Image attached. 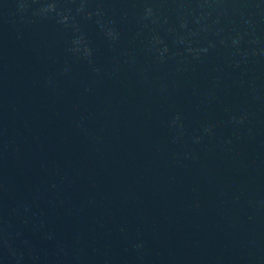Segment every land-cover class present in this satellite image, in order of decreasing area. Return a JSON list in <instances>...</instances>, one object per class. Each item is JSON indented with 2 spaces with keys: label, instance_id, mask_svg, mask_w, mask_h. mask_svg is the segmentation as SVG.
<instances>
[{
  "label": "water",
  "instance_id": "95a60500",
  "mask_svg": "<svg viewBox=\"0 0 264 264\" xmlns=\"http://www.w3.org/2000/svg\"><path fill=\"white\" fill-rule=\"evenodd\" d=\"M0 264H264V0H0Z\"/></svg>",
  "mask_w": 264,
  "mask_h": 264
}]
</instances>
